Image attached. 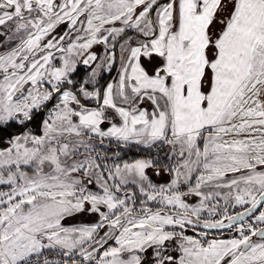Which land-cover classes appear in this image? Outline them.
I'll return each mask as SVG.
<instances>
[{
	"label": "snow or ice",
	"instance_id": "6c2138e0",
	"mask_svg": "<svg viewBox=\"0 0 264 264\" xmlns=\"http://www.w3.org/2000/svg\"><path fill=\"white\" fill-rule=\"evenodd\" d=\"M0 264H264V0H0Z\"/></svg>",
	"mask_w": 264,
	"mask_h": 264
},
{
	"label": "trees",
	"instance_id": "16d2710c",
	"mask_svg": "<svg viewBox=\"0 0 264 264\" xmlns=\"http://www.w3.org/2000/svg\"><path fill=\"white\" fill-rule=\"evenodd\" d=\"M131 155L136 156V155H138V153L133 152V153H131Z\"/></svg>",
	"mask_w": 264,
	"mask_h": 264
}]
</instances>
